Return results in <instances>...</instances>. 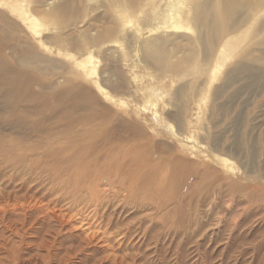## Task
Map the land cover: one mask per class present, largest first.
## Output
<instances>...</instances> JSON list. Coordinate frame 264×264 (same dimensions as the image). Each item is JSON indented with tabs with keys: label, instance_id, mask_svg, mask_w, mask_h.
<instances>
[{
	"label": "rangeland",
	"instance_id": "374dc122",
	"mask_svg": "<svg viewBox=\"0 0 264 264\" xmlns=\"http://www.w3.org/2000/svg\"><path fill=\"white\" fill-rule=\"evenodd\" d=\"M0 1L5 3L0 4V10L19 25L16 33L21 38L30 40L36 49L54 59L58 66V75L63 76L67 71L74 74L75 62L91 55L86 66H93L95 70L82 80L83 84L98 96L101 104L104 103L112 109L116 115L112 125L118 124L124 118L132 121L146 134L148 141L154 145L153 160H164L171 153H178L190 160L194 156L205 154L225 157L226 164L232 169L226 171L227 165L222 163L217 166L226 172L230 180L242 181L243 173L250 171V178L255 181L244 179L243 182L264 188V84L242 91L228 100V95L239 86L234 83L225 86L223 93L215 96V88L225 83L227 71L238 59L228 58L214 77L210 75V69L216 61L215 56H218L217 51L221 47L222 32L214 27L207 28L202 33L193 26L176 29L171 26L173 20L165 22L160 19L161 15L159 17L161 13H171L172 4L186 12L190 11L192 3L189 0H178V3H173L174 0H136L129 5L127 18L120 11V4L114 0ZM45 1L52 2L46 6ZM242 1L245 7L237 15L240 18L237 23L244 28L246 41L241 44L240 49L261 50L264 48V10H257L259 0ZM54 4L73 5L63 31H57L56 24L48 21L45 26L40 27L41 33L37 35L29 27L32 16L21 20L17 16L19 12H13L16 7L20 11H28L25 15L30 13L36 16L47 12ZM253 14L255 17H252ZM178 17L176 19L180 21L181 18ZM56 34H62L64 52L58 53L52 45L50 50L40 46L42 39L49 40L50 35ZM99 34L105 35L103 40H98ZM155 36L164 39L165 58L162 68L144 60L141 50L142 43ZM253 36L254 39L247 44L248 39ZM68 52L73 56L70 57ZM177 64L179 66L176 68L172 67ZM62 81L63 79L60 86ZM35 84L36 92L47 93L45 83L41 86L38 82L36 86ZM220 104H224L222 111L217 108ZM80 128L77 126L73 131L77 132ZM24 131L13 128L8 132V137L14 140L16 149L37 142L36 138L27 136ZM118 136L126 138L127 133L121 130ZM214 143L215 150L211 149ZM239 143L243 147L237 149ZM51 146L61 147L64 143L57 140ZM48 148L49 145L44 144L36 153L40 154ZM250 150H254L256 155L250 156ZM24 154L31 156L32 152L24 150ZM8 168L5 172L9 175L13 171ZM36 171L39 172V168ZM76 171L74 173L79 172ZM109 173L125 182L131 178L124 174L120 177L118 170H109ZM11 175L13 173L9 176ZM94 176L95 173L86 178L77 189L75 183L59 189L56 183L50 182L45 176L37 177L32 184H37L47 196L44 202L47 201L49 205L51 200L57 199L60 204L57 207L69 210L72 218L77 219L75 220L78 225L89 222L90 227H97L94 221L98 219L100 212L111 213L114 217L112 222H126L125 227L130 226L135 235L128 239L108 235L114 251L118 252L116 256L111 257L91 250L92 248L87 250L77 238L68 236L65 231L54 233L55 224L50 221L48 231L45 228L38 229L43 233H0L1 264H116L120 257L124 259L121 264H264V204L257 205L258 202L253 200L244 202L239 197L235 200L236 205H233L227 201L229 195L225 190L217 201L214 197H206L202 205L193 206V220L202 224V227L192 234L191 240L185 236L178 238L164 228L152 236L149 229L152 222L144 220L155 213L159 216L167 215L172 212L171 208L164 210L135 203L129 199L132 190L125 185L109 184L105 178L99 179L98 184L95 181L87 186V182L92 181ZM193 211L189 215L193 216ZM82 215L83 222H80ZM194 227L196 229V224ZM237 237L246 238L249 243H233V239ZM118 241L124 243L122 249H119L121 251L117 249Z\"/></svg>",
	"mask_w": 264,
	"mask_h": 264
},
{
	"label": "bare ground",
	"instance_id": "6f19581e",
	"mask_svg": "<svg viewBox=\"0 0 264 264\" xmlns=\"http://www.w3.org/2000/svg\"><path fill=\"white\" fill-rule=\"evenodd\" d=\"M134 1L136 0H114L120 4V11L126 18L129 5ZM176 1L178 3L181 0H174L173 3ZM51 2L45 1L46 6ZM189 3L192 4L190 11L187 12L178 8L176 4L169 3L172 4L171 13L170 11L166 13L167 15L161 13L159 17L161 15L160 19L165 22L173 20L171 26L176 29L193 26L202 33L203 30L214 27L222 32L221 47L217 51L218 56H215L216 61L214 60L215 64L213 63L210 69V75L214 77L228 58L238 59L227 71L225 83L215 88V96L221 95L225 86L234 83H238L239 86L235 92L228 95V100L242 91L264 84V48L258 51L240 49L241 44L246 41L244 28L237 23L240 19L237 15L245 7L243 1L191 0L190 2L189 0ZM0 4L5 5L1 1ZM263 4L264 1L257 2L258 11L264 10ZM72 6L54 4L47 12H41L36 16L30 13L25 15L28 11H20L16 7L13 8V12H19L17 16L21 20L32 16L29 27L35 34L40 35V27L48 21L56 24L57 31H63ZM177 16L181 18L180 21L176 19ZM252 17H255V14ZM18 30L19 25L0 10V168L2 167L0 169V233L5 231L14 235L40 233L41 231H38L40 228L48 231L51 221L55 224L54 233L65 231L68 236L77 238L85 249L92 248L91 250L100 251L111 257L116 256L118 252L114 251L108 235L121 236L123 239L135 235L130 226L125 227L126 222H117V220L112 222L114 217L107 212H100L98 219L94 221L97 224L95 228L94 225L91 228L89 222L82 221L83 215L79 219L83 223L78 225L77 219L72 218L69 210L57 207L60 205L57 199L51 200L49 205L47 201L44 202L47 196L37 184H32L40 176H45L50 182L56 183L59 189L70 183H75L77 189L79 184L95 173L94 179L87 182V186L95 181L98 184L99 179L105 178L109 184L125 185L130 191L132 190L129 199L135 203H144L164 210L171 208L172 212L167 215L159 216L155 213L144 220L153 223L149 227L152 236H155L159 229L164 228L178 238L185 236L186 239L191 240L192 234L202 227V224L193 220V206L202 205L206 197H214L217 201L225 190L229 195L227 201L233 205H236L235 200L239 197L244 202L253 200L258 202L257 205L264 204V188L243 182L244 179L255 181L250 178V171H247L249 174L247 172H244L243 176L241 174L242 181H235L230 180L224 170H220L217 164H226L225 157L205 154L194 156L190 160L178 153H171L164 160L161 158L153 160L154 145L148 141L146 134L132 121L121 118L122 116L118 124L112 125L116 116L112 109L104 103L101 104L98 96L83 84L82 80L84 81L95 70L93 66L92 68L86 66V63L90 62V54L85 57L86 59L75 62L74 74L67 71L63 76L58 75L55 60L46 56L42 50L36 49L30 40L21 38L16 33ZM53 35L49 36V40L42 39L40 46L50 50L52 45L56 47L58 53L64 52L65 42L64 39L62 40V34ZM104 36L99 34L98 40H103ZM254 37L248 39L246 43L248 44ZM163 44L164 39L160 36L145 40L141 45L144 60L157 68H162L165 58ZM68 55L73 56L70 52ZM184 59L186 60L185 57ZM177 66L179 65L172 67ZM61 77L63 84L60 86ZM37 82L40 86L45 83L46 94L34 90V84ZM223 107L224 104L217 106L218 110ZM77 126L81 128L77 132L73 131ZM13 128L25 130V134L36 138L37 142L16 149L14 140L8 137V132ZM121 130L127 133L126 138L118 136ZM57 140L62 141L64 146L52 147L51 145ZM44 144L49 145V148L40 154L36 153V150ZM242 145L239 143L237 149L243 147ZM214 146L215 143L211 149L215 150ZM24 150L31 151L32 155L26 156ZM255 153L254 150H250L249 155L254 156ZM226 165V171L232 169L231 166ZM7 168L13 171V175L9 176L12 173L8 175L5 172ZM38 168L39 172L36 171ZM76 170L79 172L74 173L77 172ZM109 170H118L120 177L124 174L131 178L125 182L121 178L113 177ZM192 211L193 216L189 215ZM26 225H28L27 229ZM234 241L238 245L248 242L246 238L238 237L233 239V243ZM116 243L118 251H121L119 249H122L124 243L119 241ZM122 261H124L122 257L117 260L118 264Z\"/></svg>",
	"mask_w": 264,
	"mask_h": 264
}]
</instances>
